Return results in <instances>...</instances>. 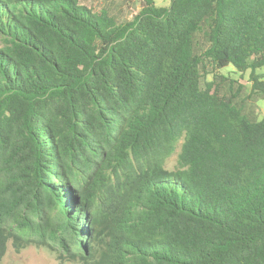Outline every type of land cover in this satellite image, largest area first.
Here are the masks:
<instances>
[{
    "label": "trees",
    "instance_id": "1",
    "mask_svg": "<svg viewBox=\"0 0 264 264\" xmlns=\"http://www.w3.org/2000/svg\"><path fill=\"white\" fill-rule=\"evenodd\" d=\"M168 2L0 0V263L264 264V0Z\"/></svg>",
    "mask_w": 264,
    "mask_h": 264
},
{
    "label": "rangeland",
    "instance_id": "2",
    "mask_svg": "<svg viewBox=\"0 0 264 264\" xmlns=\"http://www.w3.org/2000/svg\"><path fill=\"white\" fill-rule=\"evenodd\" d=\"M138 2L139 1H136L137 5L140 4ZM156 3L158 5H168L169 2L168 0H156ZM234 76L238 78L239 74H236ZM247 80H248V75H245L243 83H246ZM256 116L259 119L264 116V100L260 101L257 104ZM175 165H176V155L173 156L168 161V166L170 168L174 167ZM0 264H58V262L56 261L55 256L46 249L29 247L23 250L21 253L17 254L13 251L11 247H9L5 258L2 260Z\"/></svg>",
    "mask_w": 264,
    "mask_h": 264
}]
</instances>
